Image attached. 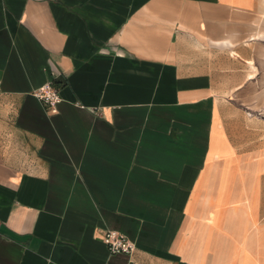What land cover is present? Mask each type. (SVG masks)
Returning <instances> with one entry per match:
<instances>
[{
    "label": "crops",
    "instance_id": "crops-1",
    "mask_svg": "<svg viewBox=\"0 0 264 264\" xmlns=\"http://www.w3.org/2000/svg\"><path fill=\"white\" fill-rule=\"evenodd\" d=\"M253 112L264 0H0V264H264Z\"/></svg>",
    "mask_w": 264,
    "mask_h": 264
},
{
    "label": "built area",
    "instance_id": "built-area-1",
    "mask_svg": "<svg viewBox=\"0 0 264 264\" xmlns=\"http://www.w3.org/2000/svg\"><path fill=\"white\" fill-rule=\"evenodd\" d=\"M35 94L37 97L43 100L53 111L57 110V105L62 99L59 93V89L54 82H48L39 87L35 91ZM103 240L108 244L111 252L113 253H132L136 248L135 242H133L125 234L117 230H107L103 234Z\"/></svg>",
    "mask_w": 264,
    "mask_h": 264
},
{
    "label": "rangeland",
    "instance_id": "rangeland-1",
    "mask_svg": "<svg viewBox=\"0 0 264 264\" xmlns=\"http://www.w3.org/2000/svg\"><path fill=\"white\" fill-rule=\"evenodd\" d=\"M253 113L256 115L250 116L243 120L232 119L233 129L241 134L244 139H248V137L250 138V130H258L263 133H261L259 136L260 139L264 140V115H259V112Z\"/></svg>",
    "mask_w": 264,
    "mask_h": 264
}]
</instances>
